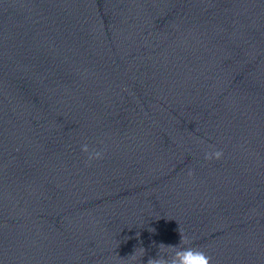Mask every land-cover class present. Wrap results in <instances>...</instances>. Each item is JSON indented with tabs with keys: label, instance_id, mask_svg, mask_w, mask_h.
I'll return each instance as SVG.
<instances>
[{
	"label": "water",
	"instance_id": "95a60500",
	"mask_svg": "<svg viewBox=\"0 0 264 264\" xmlns=\"http://www.w3.org/2000/svg\"><path fill=\"white\" fill-rule=\"evenodd\" d=\"M180 232L264 264V0H0V264H147Z\"/></svg>",
	"mask_w": 264,
	"mask_h": 264
},
{
	"label": "clouds",
	"instance_id": "9594fccd",
	"mask_svg": "<svg viewBox=\"0 0 264 264\" xmlns=\"http://www.w3.org/2000/svg\"><path fill=\"white\" fill-rule=\"evenodd\" d=\"M81 151L87 154L88 161L99 160L103 158L100 151L91 150L87 144L81 146ZM224 157L222 150H210L205 152L204 159L207 161H219ZM191 175V173H189ZM151 231H154L151 230ZM141 250L140 259L145 255V249ZM156 258H149L147 264H211V257L203 251L191 246L189 238L180 232V242L177 245H165L163 243L158 246ZM136 251L132 257H134Z\"/></svg>",
	"mask_w": 264,
	"mask_h": 264
}]
</instances>
